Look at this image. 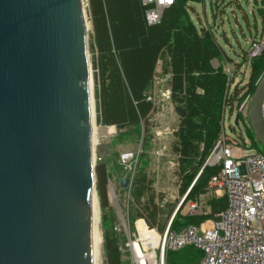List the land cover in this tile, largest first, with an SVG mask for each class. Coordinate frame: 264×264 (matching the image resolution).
<instances>
[{
  "label": "water",
  "instance_id": "1",
  "mask_svg": "<svg viewBox=\"0 0 264 264\" xmlns=\"http://www.w3.org/2000/svg\"><path fill=\"white\" fill-rule=\"evenodd\" d=\"M87 29L82 0H0V264H93ZM263 95L264 69L247 108L264 150Z\"/></svg>",
  "mask_w": 264,
  "mask_h": 264
},
{
  "label": "trees",
  "instance_id": "2",
  "mask_svg": "<svg viewBox=\"0 0 264 264\" xmlns=\"http://www.w3.org/2000/svg\"><path fill=\"white\" fill-rule=\"evenodd\" d=\"M200 1L175 0L163 10L158 23L148 25L144 19L145 8L138 0H86L96 124L117 130L139 128L146 145L150 139L149 119L158 110L148 91L155 78H166L169 99L177 116L170 152L178 165L182 204L197 201L210 191L208 183L220 167L204 166V162L225 133V122L232 116L237 118V124L246 126L251 147L264 152L236 111L244 95H252L255 90L264 69V51L250 62L247 82L241 85L240 81L231 87L233 78L224 73L223 65L213 64L214 60L231 61L218 41L219 36L212 26L192 20L193 8L188 4ZM254 4L263 30L264 0H255ZM237 142L243 145L242 136ZM94 177L100 207L109 209L108 172L104 162L95 164ZM131 198L137 218L143 219L149 228L162 232L165 222L161 199L144 176L134 179ZM208 205L209 215H214L225 208V197L210 200ZM205 218L176 217L171 222V231L199 225ZM103 245L106 264H121L115 234H104ZM185 248L188 252L180 262L170 263L168 253L167 262L197 264L201 252L193 246Z\"/></svg>",
  "mask_w": 264,
  "mask_h": 264
},
{
  "label": "rangeland",
  "instance_id": "3",
  "mask_svg": "<svg viewBox=\"0 0 264 264\" xmlns=\"http://www.w3.org/2000/svg\"><path fill=\"white\" fill-rule=\"evenodd\" d=\"M254 3L255 0H202L198 3L190 2L188 4L193 8L191 11L192 20L195 23L212 26L219 36L218 41L224 47L231 61L214 60L213 64L215 66L222 64L223 68L235 71L237 74L235 84L241 81V85H243L247 82L250 72L249 64L258 56L247 57L245 51L253 37L260 34L264 35V29L262 30L263 26L256 13ZM86 7V0H82L84 17L88 26L86 38L88 45L90 22ZM221 33L223 34L221 35ZM87 54L91 65L92 54L89 50ZM166 80V78H155L148 91L149 97L155 102L158 110L149 119L150 139L146 145L143 143L144 135L141 129L117 130L114 127L97 125L95 114L92 118L94 165L98 162L106 164L109 202V209H101L95 190L93 264H106L103 238L107 232L115 234L118 239L121 264H133L130 246L139 240L140 235L141 237L146 235L145 227L139 221L141 218H137L135 207L132 205L131 186L137 176H144L145 180L151 183L154 193L161 199L160 206L164 210L162 218H164L165 226L162 232L154 228L156 233L161 235L168 224H170L169 230H172L171 222L176 217L206 216L205 220H211L214 215H209L208 201L225 197L222 190L214 188L199 196L197 201L203 207L201 214L190 212L189 204L191 202L181 203L183 196L179 192L178 165L170 152L172 134L177 125V116L169 99ZM90 86L94 96L92 68ZM224 128V136L227 139L238 141L242 136L243 140L251 145L246 126L243 123L235 124L233 116L225 122ZM256 143L258 144V142ZM258 146L262 149L259 144ZM180 203L181 208L174 215ZM167 210L169 211L168 217H166ZM144 223L146 224L145 221ZM187 252L188 249L185 248L180 251L166 252V255L168 253L170 263H176L180 262ZM181 264H184V261Z\"/></svg>",
  "mask_w": 264,
  "mask_h": 264
},
{
  "label": "built area",
  "instance_id": "4",
  "mask_svg": "<svg viewBox=\"0 0 264 264\" xmlns=\"http://www.w3.org/2000/svg\"><path fill=\"white\" fill-rule=\"evenodd\" d=\"M138 1L145 8L146 23L153 25L160 21L163 10L175 0ZM263 50L264 35L260 34L251 40L245 53L247 57H255ZM223 71L228 78H233V87L237 74L234 75L229 68H223ZM251 96L244 95L236 110L246 124ZM260 113L264 124V95ZM205 165L220 167L208 185L210 191L213 188L223 191L225 208L213 220L199 225L171 231L168 224L162 235L139 219L146 235H140L139 240L130 246L133 264H169L165 259L166 252L179 251L186 246H193L201 252L197 264H264V152L256 151L244 140L241 145L222 134L206 158ZM183 199L184 196L181 203ZM189 209L201 214L203 207L194 201L189 204Z\"/></svg>",
  "mask_w": 264,
  "mask_h": 264
},
{
  "label": "bare ground",
  "instance_id": "5",
  "mask_svg": "<svg viewBox=\"0 0 264 264\" xmlns=\"http://www.w3.org/2000/svg\"><path fill=\"white\" fill-rule=\"evenodd\" d=\"M91 115H92V117H91V122H90V123H91V126H92V133H93V125H92V124H93V123H92V122H93V121H92V118H93V109L91 110ZM92 140H93V139H92ZM176 181H177V180H176ZM93 202H94V201H93ZM176 202H177V201H176ZM93 206H94V203H93ZM93 206H92V208H93V211H94V210H95V209H94L95 207H93ZM93 213H94V212H93ZM167 217H168V216H167ZM93 218H95L94 215H93ZM93 223H94V220H93V222H92V248H93L92 253L94 254V252H93V251H94V245H93V236H94V235H93V233H94L93 227H94V226H93ZM140 234H141V233H140Z\"/></svg>",
  "mask_w": 264,
  "mask_h": 264
},
{
  "label": "crops",
  "instance_id": "6",
  "mask_svg": "<svg viewBox=\"0 0 264 264\" xmlns=\"http://www.w3.org/2000/svg\"><path fill=\"white\" fill-rule=\"evenodd\" d=\"M216 214H217V213H215V214H214V217H215V215H216ZM214 217H213L211 220H213V219H214ZM205 221H207V220H205Z\"/></svg>",
  "mask_w": 264,
  "mask_h": 264
}]
</instances>
